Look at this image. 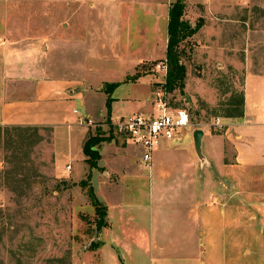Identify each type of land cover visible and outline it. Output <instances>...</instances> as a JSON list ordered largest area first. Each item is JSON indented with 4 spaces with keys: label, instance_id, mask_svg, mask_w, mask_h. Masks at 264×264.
<instances>
[{
    "label": "rangeland",
    "instance_id": "obj_1",
    "mask_svg": "<svg viewBox=\"0 0 264 264\" xmlns=\"http://www.w3.org/2000/svg\"><path fill=\"white\" fill-rule=\"evenodd\" d=\"M183 1V19L202 26L178 46L184 87L169 94L176 106L186 108L194 131L220 134L242 110L246 74H264V0ZM83 8L78 0H0V104L25 101L41 84L69 83L67 90L42 100L44 107L51 100L68 123L0 125V264H89L88 255L82 256L99 244L105 218L95 214L88 197V167L83 160H68L81 155L85 132V139H106L95 147L98 154L101 144L114 141L137 156L138 148L110 126L104 84L125 82L111 96L116 100L110 113L126 117L148 103L165 80L167 67L166 72L159 68L166 65L165 53L140 61L145 51L139 26L151 29L154 18L136 12L142 23H134L127 17L120 28L131 47L113 44L110 30L106 42L94 44L110 50L95 60L85 58L80 44V23L88 14ZM256 97L259 101L262 94ZM189 133L183 142L190 141ZM180 153L185 161V152ZM94 186L99 201L117 198Z\"/></svg>",
    "mask_w": 264,
    "mask_h": 264
},
{
    "label": "crops",
    "instance_id": "obj_2",
    "mask_svg": "<svg viewBox=\"0 0 264 264\" xmlns=\"http://www.w3.org/2000/svg\"><path fill=\"white\" fill-rule=\"evenodd\" d=\"M78 1L80 8L84 6L83 12H88L80 23L85 58L90 55L96 60V54L102 52L104 56L110 50L94 46L106 42L110 30L112 43L124 42L129 49L127 33L122 36L121 28L126 27L127 17L129 22L142 23L137 22L136 12L154 18L151 29L145 23L139 26L138 37L145 51L140 61L154 58L159 50L164 55L168 10L175 0ZM153 43L151 50L148 47ZM68 85L66 81L41 84L25 101H2L0 125L63 124L68 119L52 109L51 100L45 107L42 100L67 90ZM263 91L264 74L247 73L242 116L228 119L226 131L220 134L203 131L201 157L194 150L193 133H189L188 143L183 142L186 132L160 144L148 170L138 149L133 156L116 147L114 141L98 148L97 168L88 167L83 153L68 160H83L80 163L88 167L94 195V183L117 194L114 201L96 198L106 208L105 226L96 236L98 247L82 258L88 255L89 264H264ZM257 94H262L259 101ZM139 105L127 115L148 109L149 102ZM118 116L110 113L112 120L121 118ZM85 133L79 142L81 151ZM183 151L185 161L179 159ZM132 191L137 195L130 194Z\"/></svg>",
    "mask_w": 264,
    "mask_h": 264
},
{
    "label": "built area",
    "instance_id": "obj_3",
    "mask_svg": "<svg viewBox=\"0 0 264 264\" xmlns=\"http://www.w3.org/2000/svg\"><path fill=\"white\" fill-rule=\"evenodd\" d=\"M164 65L159 68L166 72ZM164 83L152 92L146 111L111 119L110 124L116 136L138 148L141 163L148 169L160 144L173 141L186 132H194L188 111L172 102ZM261 111L264 115V103L261 104Z\"/></svg>",
    "mask_w": 264,
    "mask_h": 264
},
{
    "label": "trees",
    "instance_id": "obj_4",
    "mask_svg": "<svg viewBox=\"0 0 264 264\" xmlns=\"http://www.w3.org/2000/svg\"><path fill=\"white\" fill-rule=\"evenodd\" d=\"M184 4L185 3L183 0H175L173 3H171L168 10V39L165 51L167 72L164 80V87L168 92L174 89L182 90L184 87L185 68L179 60V44L186 38L193 36L202 26V23H197L195 26L192 27L188 21H185L183 19L185 8ZM138 77L139 76H136L135 78L130 79H134L135 81ZM119 84L120 83L104 84V91L107 95L106 109L108 117L110 116V104L113 100L111 98V94L119 86ZM241 116L242 110L235 117ZM103 141H106V139L97 138V136L89 135L86 137L82 145V153L85 157V162L90 169L97 168V161L99 160L100 156L97 153L95 147ZM88 191V197L90 199L91 205L94 207L95 214H101V216H104L105 218L106 208L101 205V203L96 199L91 187H89ZM90 247L94 248L95 246L91 245ZM97 247L98 244L95 248Z\"/></svg>",
    "mask_w": 264,
    "mask_h": 264
},
{
    "label": "water",
    "instance_id": "obj_5",
    "mask_svg": "<svg viewBox=\"0 0 264 264\" xmlns=\"http://www.w3.org/2000/svg\"><path fill=\"white\" fill-rule=\"evenodd\" d=\"M202 135H203V131L200 129L195 130L192 135L194 150L196 154L198 155V157H201L200 140H201Z\"/></svg>",
    "mask_w": 264,
    "mask_h": 264
}]
</instances>
